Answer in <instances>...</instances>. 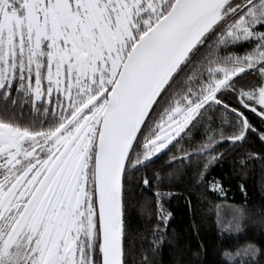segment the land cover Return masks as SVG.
<instances>
[{"label": "snow or ice", "instance_id": "1", "mask_svg": "<svg viewBox=\"0 0 264 264\" xmlns=\"http://www.w3.org/2000/svg\"><path fill=\"white\" fill-rule=\"evenodd\" d=\"M257 165L264 193V0H0V264H192L166 198L184 184L197 235L203 204L264 228Z\"/></svg>", "mask_w": 264, "mask_h": 264}, {"label": "trees", "instance_id": "2", "mask_svg": "<svg viewBox=\"0 0 264 264\" xmlns=\"http://www.w3.org/2000/svg\"><path fill=\"white\" fill-rule=\"evenodd\" d=\"M259 149L261 145L255 142L249 145ZM239 151V149H237ZM229 160L231 157L228 158ZM166 160V156H161L156 159L152 167L159 168ZM225 175L231 177V170L226 163L222 168L216 167L211 175ZM262 177L257 165L254 173L250 174L245 179L248 189V202L249 204H259L264 200V193L260 191V183ZM226 187L229 184L225 185ZM231 191L227 203H239L242 200L241 194L237 188V178H230ZM150 195V193L148 194ZM188 193L185 191L184 184H177L173 195L166 198L165 207L174 213L170 221L169 231H175L180 237V244L184 248L185 253H191L200 249L199 257L187 258L192 259V264H225V258L222 256V251L225 248H233L238 244L244 242H256L257 244L264 243V228L258 224L247 223L246 227L240 233H227L221 232L216 224L215 211L208 204L198 206L197 223L200 224L199 234L197 235L191 228L192 214L186 207V198ZM223 198L216 197L215 202H222ZM130 204H136V198L133 197ZM203 213V217L199 215ZM153 219H155L153 217ZM164 264H171L172 249L168 244L163 246L161 253Z\"/></svg>", "mask_w": 264, "mask_h": 264}]
</instances>
